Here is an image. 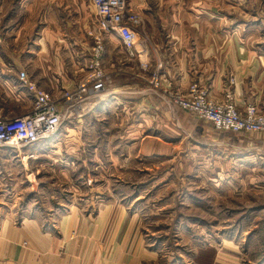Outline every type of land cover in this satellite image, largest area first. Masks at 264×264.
<instances>
[{
  "label": "crops",
  "instance_id": "1",
  "mask_svg": "<svg viewBox=\"0 0 264 264\" xmlns=\"http://www.w3.org/2000/svg\"><path fill=\"white\" fill-rule=\"evenodd\" d=\"M127 1L144 15L135 56L118 34L100 29L91 0H0V117L23 116L33 109L34 97L22 85L21 72L55 97L90 78L92 49L100 37L105 46L102 65L113 78L108 94L97 98L84 118L74 117L80 123L69 120L56 136L37 146L72 139L85 144L82 134L90 126L100 129V124L98 137L106 138L112 158L111 144L117 149L127 146L122 160L177 156L184 144L189 154L200 139L202 145L232 143L230 132L172 104L164 90L185 91L197 81L215 100L230 89L239 108L255 103L264 110V39H259L264 16L242 0ZM229 2L235 18L227 11ZM155 73L161 79L159 88L151 82ZM235 134L236 141L252 143ZM259 137L264 139V134ZM101 142L95 145L96 155ZM257 154L252 148L227 157L249 160ZM111 197L72 202L48 216L18 217L0 206V264H159L164 256L148 242L143 214ZM245 240L234 234L200 244L181 264H247L251 260Z\"/></svg>",
  "mask_w": 264,
  "mask_h": 264
},
{
  "label": "rangeland",
  "instance_id": "2",
  "mask_svg": "<svg viewBox=\"0 0 264 264\" xmlns=\"http://www.w3.org/2000/svg\"><path fill=\"white\" fill-rule=\"evenodd\" d=\"M242 1L250 9L259 11L260 18L264 16V0ZM228 4L227 11L233 18L237 17L233 4ZM259 39H264V30L260 31ZM107 75L109 89L113 78ZM107 94L100 97L105 98ZM87 111L72 115V119L67 116L61 126L71 121L80 123L78 119L88 115ZM104 117L110 120L109 113H104ZM111 120L116 118L111 116ZM103 123L108 125V121ZM100 126L101 129L103 125ZM100 129L90 126L88 133L82 134L85 144L72 139L74 144L62 141L53 147L19 144L15 148H0V157L7 158L0 161L2 211L13 210L18 217L48 216L72 202L88 204L112 198L114 194L113 198L124 200L143 214L148 242L164 256L159 264H181L191 248L234 234L241 239L246 237L244 248L249 253L247 260L252 261L247 264H264V139L259 137L261 134L242 133L252 141L246 145L236 141L235 133H228L233 136L230 140H234L229 145H202L200 139L194 148H189V154L188 145L184 144L177 156L140 161L134 156L122 160L127 146L117 149L114 144L111 152L116 158H112L106 138L98 137ZM99 140L102 142L96 155L94 148ZM252 148L259 153L257 159L227 157L234 152L249 153ZM241 167L247 170L241 172Z\"/></svg>",
  "mask_w": 264,
  "mask_h": 264
},
{
  "label": "built area",
  "instance_id": "3",
  "mask_svg": "<svg viewBox=\"0 0 264 264\" xmlns=\"http://www.w3.org/2000/svg\"><path fill=\"white\" fill-rule=\"evenodd\" d=\"M91 3L100 29L118 34L129 55L135 56L140 42V27L144 23L142 12L127 0H91ZM104 52V43L98 37L92 49L93 75L71 88H64L57 98L38 87L26 72H21L22 85L34 97L33 109L23 116L0 117V148H15L19 144L36 145L54 135L67 116L91 109L92 101L94 103L102 94L108 93L109 76L102 65ZM143 66L146 68L147 64ZM151 82L156 88L160 87L161 79L157 73L153 74ZM164 91L172 104L189 111L199 120L212 123L217 130L264 134V110L255 103L239 108L230 89L226 90L222 100L213 99L208 89L197 81L185 91Z\"/></svg>",
  "mask_w": 264,
  "mask_h": 264
}]
</instances>
